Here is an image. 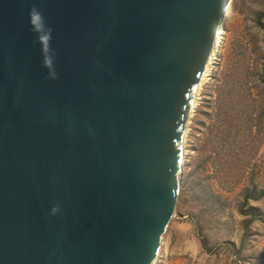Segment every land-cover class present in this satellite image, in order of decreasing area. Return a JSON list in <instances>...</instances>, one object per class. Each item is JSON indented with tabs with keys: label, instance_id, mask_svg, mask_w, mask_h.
Here are the masks:
<instances>
[{
	"label": "water",
	"instance_id": "95a60500",
	"mask_svg": "<svg viewBox=\"0 0 264 264\" xmlns=\"http://www.w3.org/2000/svg\"><path fill=\"white\" fill-rule=\"evenodd\" d=\"M229 0H0V264H154Z\"/></svg>",
	"mask_w": 264,
	"mask_h": 264
},
{
	"label": "rangeland",
	"instance_id": "374dc122",
	"mask_svg": "<svg viewBox=\"0 0 264 264\" xmlns=\"http://www.w3.org/2000/svg\"><path fill=\"white\" fill-rule=\"evenodd\" d=\"M232 3L189 120L166 257L154 264H264V0Z\"/></svg>",
	"mask_w": 264,
	"mask_h": 264
},
{
	"label": "bare ground",
	"instance_id": "6f19581e",
	"mask_svg": "<svg viewBox=\"0 0 264 264\" xmlns=\"http://www.w3.org/2000/svg\"><path fill=\"white\" fill-rule=\"evenodd\" d=\"M233 12V3H232V0H229L228 4H227V7H226V13L224 15V18H223V21H222V24H221V28L219 30V36H218V40H217V47H215L213 49V52L207 62V65L205 67V70H204V74H203V78H202V81L200 83V86H199V89H198V92H197V95H196V98H195V101H194V105H193V109L191 111V116L193 115L194 111H195V108L198 104V99H199V96H200V93L202 91V87L203 85L205 84V82L208 80L209 76L211 75V71H212V67H213V63L215 62V60L218 58L219 54L221 53L222 51V48L225 44V35L227 34V26L229 24V19H230V16ZM190 121L188 122V125H189ZM188 130H189V126H187V129L185 131V134H184V143H183V148H184V162H185V152H186V142H187V133H188ZM166 257L164 251H163V248L160 249V251L158 252V261L164 259ZM157 262V260H156Z\"/></svg>",
	"mask_w": 264,
	"mask_h": 264
},
{
	"label": "trees",
	"instance_id": "16d2710c",
	"mask_svg": "<svg viewBox=\"0 0 264 264\" xmlns=\"http://www.w3.org/2000/svg\"><path fill=\"white\" fill-rule=\"evenodd\" d=\"M262 19V18H261ZM261 22V21H260ZM262 23V25H264V23L263 22H261Z\"/></svg>",
	"mask_w": 264,
	"mask_h": 264
}]
</instances>
